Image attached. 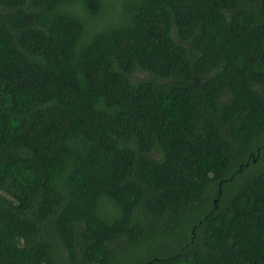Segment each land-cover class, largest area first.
Masks as SVG:
<instances>
[{
	"label": "trees",
	"instance_id": "trees-1",
	"mask_svg": "<svg viewBox=\"0 0 264 264\" xmlns=\"http://www.w3.org/2000/svg\"><path fill=\"white\" fill-rule=\"evenodd\" d=\"M0 264H264V0H0Z\"/></svg>",
	"mask_w": 264,
	"mask_h": 264
}]
</instances>
